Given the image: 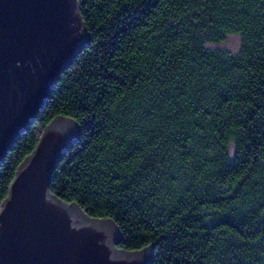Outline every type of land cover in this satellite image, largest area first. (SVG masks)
Here are the masks:
<instances>
[{
  "label": "trees",
  "instance_id": "obj_1",
  "mask_svg": "<svg viewBox=\"0 0 264 264\" xmlns=\"http://www.w3.org/2000/svg\"><path fill=\"white\" fill-rule=\"evenodd\" d=\"M88 46L0 163V205L55 118L50 192L152 264H264V0H77ZM240 37L236 53L209 44Z\"/></svg>",
  "mask_w": 264,
  "mask_h": 264
},
{
  "label": "water",
  "instance_id": "obj_2",
  "mask_svg": "<svg viewBox=\"0 0 264 264\" xmlns=\"http://www.w3.org/2000/svg\"><path fill=\"white\" fill-rule=\"evenodd\" d=\"M89 39L77 0H0V163ZM79 136L74 120L55 118L18 167L0 205V264H152L153 245L123 251L112 220L51 194Z\"/></svg>",
  "mask_w": 264,
  "mask_h": 264
},
{
  "label": "rangeland",
  "instance_id": "obj_3",
  "mask_svg": "<svg viewBox=\"0 0 264 264\" xmlns=\"http://www.w3.org/2000/svg\"><path fill=\"white\" fill-rule=\"evenodd\" d=\"M240 37L236 35H230L227 37L226 41L219 44H209L208 47L211 49H220L230 53H236L240 47Z\"/></svg>",
  "mask_w": 264,
  "mask_h": 264
}]
</instances>
